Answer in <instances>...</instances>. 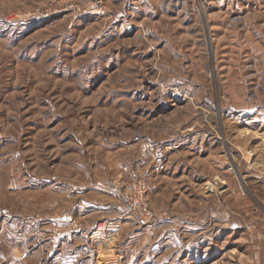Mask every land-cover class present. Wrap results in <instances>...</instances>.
<instances>
[{
    "label": "rangeland",
    "instance_id": "1",
    "mask_svg": "<svg viewBox=\"0 0 264 264\" xmlns=\"http://www.w3.org/2000/svg\"><path fill=\"white\" fill-rule=\"evenodd\" d=\"M263 133L264 0H0V264H264Z\"/></svg>",
    "mask_w": 264,
    "mask_h": 264
},
{
    "label": "built area",
    "instance_id": "2",
    "mask_svg": "<svg viewBox=\"0 0 264 264\" xmlns=\"http://www.w3.org/2000/svg\"><path fill=\"white\" fill-rule=\"evenodd\" d=\"M121 190V198L126 202L129 213L137 220L141 226H148L157 221V214H155L149 205V186L144 181H139L131 186H119ZM97 231L105 238H111L112 233L106 231L104 224H100Z\"/></svg>",
    "mask_w": 264,
    "mask_h": 264
},
{
    "label": "crops",
    "instance_id": "3",
    "mask_svg": "<svg viewBox=\"0 0 264 264\" xmlns=\"http://www.w3.org/2000/svg\"><path fill=\"white\" fill-rule=\"evenodd\" d=\"M261 139V148L263 149V155L261 158L254 159L252 158V172L251 176H249L252 179V182L255 181L256 183L253 188H251L248 185L249 192L260 202V204L264 207V133L260 135ZM252 155L253 152H251ZM259 165V166H257ZM254 215V214H253ZM258 216L260 218L258 221H264V217L261 215H254ZM252 216V217H254Z\"/></svg>",
    "mask_w": 264,
    "mask_h": 264
}]
</instances>
